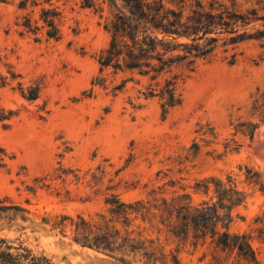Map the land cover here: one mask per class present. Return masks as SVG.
I'll return each mask as SVG.
<instances>
[{
	"label": "rangeland",
	"instance_id": "rangeland-1",
	"mask_svg": "<svg viewBox=\"0 0 264 264\" xmlns=\"http://www.w3.org/2000/svg\"><path fill=\"white\" fill-rule=\"evenodd\" d=\"M87 1L0 2V117L8 118L0 121V201L26 211L24 221H0L9 252L25 249L51 264H119L75 244L65 220L102 224L114 197L141 205L115 226L151 241L156 264H256L210 236H176L177 216L165 212L180 197L191 207L215 202L206 182L230 178L244 201L231 211L229 233L246 236L264 264V118L254 108L264 96V36L234 49L220 44L192 72L163 75L160 83L178 76L180 104L162 117L159 99L145 97L152 82L98 65L115 7ZM222 1L245 17L239 31L264 32V0ZM42 11L54 14V39L41 28ZM26 19L40 29H25ZM243 124L257 127L251 137Z\"/></svg>",
	"mask_w": 264,
	"mask_h": 264
},
{
	"label": "trees",
	"instance_id": "trees-1",
	"mask_svg": "<svg viewBox=\"0 0 264 264\" xmlns=\"http://www.w3.org/2000/svg\"><path fill=\"white\" fill-rule=\"evenodd\" d=\"M109 1L115 7V12L105 25L110 38L105 50L98 55L97 63L100 68L135 73L152 82L154 87L149 85L151 88H148L145 97L159 99L162 117L180 104V97L176 93L178 76L174 75L160 83L159 79L163 75L178 67H185L187 72H192L197 62L210 57L220 44L234 49L244 41L264 36L263 31H239L237 24L245 26V17L233 8H228L222 0H118L119 6L115 0ZM229 1L232 7L235 6L236 0ZM85 2L86 6H90L89 1ZM40 21L46 37L56 38L54 14L42 11ZM23 26L31 32L40 29L38 26L33 27L27 19ZM234 57L232 55V59ZM37 96L38 88H34L27 98L35 100ZM261 102L260 105V100L259 104L255 101L254 108L264 118V96H261ZM8 114L13 115L11 111ZM4 119L8 118L0 117V121ZM241 126H247L241 128L250 137L257 128L254 124ZM255 178L254 183H257L258 179ZM206 183L212 187L215 202L191 207L178 203L180 198L183 199L180 197L166 205L168 219L172 220L173 213L177 216L176 221H173L172 232L176 236H184L189 231L200 238L210 236L217 246L236 250L243 259L257 264L247 237L231 234L228 230L232 221L231 211L243 203V193L237 190L230 178L227 182L212 178ZM204 188L207 190L208 186L204 185ZM106 204L109 205V218H101L102 224H93L82 217H77L76 221L65 219L70 221L73 228L72 241L83 248L105 253L119 264H156L159 259L151 241L133 238L131 233L126 230L121 232L115 226L117 218L126 216L129 210L135 211L141 205L124 204L114 197L107 199ZM24 214L26 211L19 206L0 201L1 222L11 225L17 219L24 221ZM258 220L264 225V213ZM121 224L127 228L126 223ZM9 250L11 247L0 238V264H51L44 257L32 256L25 249L19 248L20 251L14 254ZM162 264L179 263L172 257L169 262L163 261Z\"/></svg>",
	"mask_w": 264,
	"mask_h": 264
}]
</instances>
